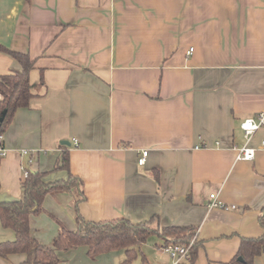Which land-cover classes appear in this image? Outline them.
Returning <instances> with one entry per match:
<instances>
[{"label": "crops", "instance_id": "1", "mask_svg": "<svg viewBox=\"0 0 264 264\" xmlns=\"http://www.w3.org/2000/svg\"><path fill=\"white\" fill-rule=\"evenodd\" d=\"M0 44L35 60L36 94L3 136V200L22 198L23 151L51 172L66 141L87 220L194 228L196 264H230L241 237L264 235V128L249 142L241 129L264 112V0H0ZM20 69L0 51V76ZM246 144L256 157L238 161ZM212 194L237 209L209 208ZM76 199L46 197L31 217L40 243L77 229ZM14 239L0 221V243Z\"/></svg>", "mask_w": 264, "mask_h": 264}, {"label": "trees", "instance_id": "2", "mask_svg": "<svg viewBox=\"0 0 264 264\" xmlns=\"http://www.w3.org/2000/svg\"><path fill=\"white\" fill-rule=\"evenodd\" d=\"M29 2L30 0H26ZM0 51L13 57L21 66L20 70L0 76V119L5 117L0 128V147H4L1 139L7 132L15 115L20 109L28 108L33 93L30 73L35 67V60L26 53L12 51L0 44ZM43 80H41V84ZM64 152L51 172H40L31 169L29 161L24 165V175L21 179L22 198L19 200H3L0 179V221L4 229H11L15 239L0 243V258L8 259L13 255H24L21 264H62L60 252H68L80 246L88 248V255L97 256L122 250L125 259L120 264H132L142 257L147 261L142 247L151 236H157L164 245L189 244L195 234L194 228L166 226L163 227L159 217L148 221L135 223L126 218L110 221H90L80 213V205L87 202L83 190L84 183L80 177L71 171L70 153L66 146ZM4 156L0 152V168ZM25 171L27 172L25 174ZM63 172L66 178L49 180L52 173ZM159 183L158 175L155 176ZM63 192H74L76 230H70L60 225V230L51 246L43 245L32 234L31 217L44 211V201L49 195ZM259 224L264 229V210L259 217ZM203 243L197 238L193 244L192 260L184 264H196L198 251ZM264 255V235L261 237H241V243L236 256L230 264H255V259Z\"/></svg>", "mask_w": 264, "mask_h": 264}, {"label": "built area", "instance_id": "3", "mask_svg": "<svg viewBox=\"0 0 264 264\" xmlns=\"http://www.w3.org/2000/svg\"><path fill=\"white\" fill-rule=\"evenodd\" d=\"M191 48L187 55H191L193 52ZM264 128V112L259 114L256 118H249L242 122L241 129L244 132V137L249 142L253 136L261 129ZM3 139V137H1ZM218 145V143H217ZM260 148L264 150V140L261 141ZM0 152L2 156L6 155V149L0 147ZM257 150L248 146L247 144L242 148L238 149L237 160L238 161H253L256 157ZM24 156L29 157V164L31 165L34 161L33 154L28 151H23ZM148 156V151L142 153L141 158L139 159V164L144 165L146 163V157ZM24 170V167H23ZM27 172L25 171V174ZM211 200L209 203V208H221V209H237V206H227L218 200L216 194L210 196ZM198 238V231L195 232L192 241L189 244L176 245V244H167L162 245L160 249L167 254L172 260L173 264H184L192 260L191 250L195 240Z\"/></svg>", "mask_w": 264, "mask_h": 264}, {"label": "rangeland", "instance_id": "4", "mask_svg": "<svg viewBox=\"0 0 264 264\" xmlns=\"http://www.w3.org/2000/svg\"><path fill=\"white\" fill-rule=\"evenodd\" d=\"M161 244L162 240L159 237L151 236L142 247L147 261L144 262L140 256L132 264H173V260L159 248L162 246ZM62 259L64 261L62 264H120L125 259V253L122 250H118L93 258L88 255L86 246H80L77 249L66 252Z\"/></svg>", "mask_w": 264, "mask_h": 264}, {"label": "water", "instance_id": "5", "mask_svg": "<svg viewBox=\"0 0 264 264\" xmlns=\"http://www.w3.org/2000/svg\"><path fill=\"white\" fill-rule=\"evenodd\" d=\"M4 117H5V113H3V115H2V117L0 119V128H1V124L3 122ZM61 143H62L63 146H70V143L69 142L63 141Z\"/></svg>", "mask_w": 264, "mask_h": 264}]
</instances>
